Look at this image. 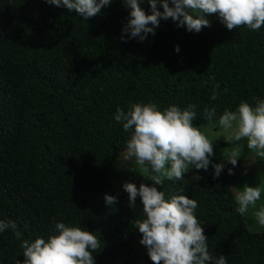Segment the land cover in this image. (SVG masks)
<instances>
[{
	"label": "trees",
	"instance_id": "16d2710c",
	"mask_svg": "<svg viewBox=\"0 0 264 264\" xmlns=\"http://www.w3.org/2000/svg\"><path fill=\"white\" fill-rule=\"evenodd\" d=\"M141 7L151 14L147 0ZM129 11L113 0L84 21L44 0H0V220L16 222L22 234H0V264H23L21 242L47 238L56 222L100 237L95 264H152L134 226L144 218L140 198L132 209L128 194L113 187L115 163L130 138L114 120L117 107L194 104L193 124L200 128L210 124L205 107L216 109L214 123L241 101L264 99V27L229 31L214 15L217 23L196 33L169 19L151 43H124ZM239 143L244 148L237 166L224 159L218 178L209 165L157 188L170 198L183 187L179 194L198 202L196 216L215 217L204 230L213 257L264 264V231H251L246 215L235 211L233 183L251 153L246 140ZM232 146L224 142L213 153ZM105 195L117 202L107 205Z\"/></svg>",
	"mask_w": 264,
	"mask_h": 264
},
{
	"label": "clouds",
	"instance_id": "9594fccd",
	"mask_svg": "<svg viewBox=\"0 0 264 264\" xmlns=\"http://www.w3.org/2000/svg\"><path fill=\"white\" fill-rule=\"evenodd\" d=\"M120 2L130 10L127 23L121 30L120 39L124 43L131 39L144 42L150 34L155 35L162 20L169 19L177 27L196 33L210 27L205 18L208 15L218 16L229 31L246 27L256 32L264 27V0H147L151 14H146L141 7L144 0ZM44 3L67 9L87 21L100 15L113 0H44ZM158 4L163 11L158 10ZM175 50L179 52V47ZM218 87L213 86L210 97L213 101L218 98ZM254 99V105L241 101L235 111L225 109L218 119V126L228 133L227 140L233 143L225 159L233 167L237 166L244 148L240 141L246 140L250 151L264 157V99ZM196 108L194 104L184 109L170 105L159 110L156 103H134L129 105L128 111L117 107L114 115V120L130 133L122 154L123 161L134 163L137 167L129 170L142 173L151 182V186L141 183L139 187L126 182L123 190L128 194L132 209L137 207L136 200L140 198L144 218L136 219L134 226L142 236L139 243L147 249L152 264H227L226 256L215 258L209 252L208 238L196 216L198 202L179 194L184 191L183 187L170 198L157 188L164 184L165 178L184 181L192 169L207 171L210 164L214 169L213 179L223 171L224 164H212L210 160L213 142L193 124L197 117ZM203 113L209 123L216 118L214 107H205ZM228 174H234L231 168ZM192 178L196 181L202 179L199 175ZM233 190L235 211L245 216L250 208L256 207L264 186L245 185ZM104 199L107 205L117 202V198L110 195H105ZM253 215L258 225L264 227V207ZM8 230L17 239L21 238L16 222L0 220V234ZM101 244L100 237L92 232L56 222L47 238L23 240L20 247L23 249V264H95L94 253ZM16 264L20 261L17 260Z\"/></svg>",
	"mask_w": 264,
	"mask_h": 264
},
{
	"label": "rangeland",
	"instance_id": "374dc122",
	"mask_svg": "<svg viewBox=\"0 0 264 264\" xmlns=\"http://www.w3.org/2000/svg\"><path fill=\"white\" fill-rule=\"evenodd\" d=\"M205 18L209 20L210 26H214L217 23V19L214 15H208ZM164 28L165 26L160 24L159 27L155 29V34L158 31L163 30ZM154 36L150 34L143 43H151ZM200 130L204 132L205 135L213 142V148L219 147L224 142H228V133H225L223 129L218 126V121L202 126L200 127ZM229 149H231V147L223 148L218 152L213 153V156L210 157L212 164H218L226 159ZM122 154L123 152L119 154L118 159L115 163V171L117 173V176H114L112 179L114 191L116 193L124 191L123 184L126 182L135 183L137 187L141 183H147V177L142 173H134L129 170L130 167L135 169L137 166L134 163L129 164L127 162H124L122 159ZM193 170L195 169H192L191 171ZM237 175L238 179L234 181L233 188L242 189L245 185H248L249 187L264 186V157H259L251 151L246 162L238 169ZM241 178H244V180H241ZM260 207H264V192H262L261 199L257 201L256 207L250 208L249 212L246 214L247 226L253 232L264 231V227L258 225L255 216L253 215V213L256 210H259ZM197 218L201 222V225L204 227V230L209 229L213 225L215 220V217L210 213L197 215Z\"/></svg>",
	"mask_w": 264,
	"mask_h": 264
}]
</instances>
